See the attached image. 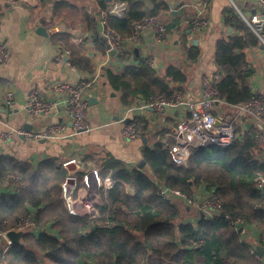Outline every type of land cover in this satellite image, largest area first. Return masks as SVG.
<instances>
[{"label":"trees","instance_id":"1","mask_svg":"<svg viewBox=\"0 0 264 264\" xmlns=\"http://www.w3.org/2000/svg\"><path fill=\"white\" fill-rule=\"evenodd\" d=\"M119 1L128 2L127 13L108 15L107 21L124 38L137 34L136 26L145 17L161 18L169 10L166 0H149L151 6L142 0ZM66 4V0L57 1L55 15ZM108 4L101 1L104 9ZM232 20L242 26L245 35L219 40L216 62L222 79L215 84L219 97L235 106L255 96L244 49L259 45L261 39L235 13ZM86 21L90 26L89 14ZM54 38L68 41L61 33ZM71 51L73 64L88 69L89 61L80 50L71 47ZM187 51L190 60L198 59L197 46ZM109 78L113 87L122 90L124 101L131 103L139 94L171 97L184 91L188 74L170 64L161 76L146 60H140L126 65L120 75L110 72ZM259 142L260 133L254 128L227 146L210 144L194 150L187 165L177 164L161 142L146 147L144 166L129 169L114 163L107 168L115 183L99 206L101 216L94 219L70 213L62 187L68 170L58 158L33 164L2 156L0 181L18 175L24 185L14 193H0V228H17L21 217L31 213H36L38 221L36 228L25 232L21 243L12 244L6 264H44L43 258L54 264H263L251 253V244L243 240L239 229L224 217L184 219L180 204L157 194L159 187L167 186L194 197L195 189L204 185L230 215L242 217L264 235V207L259 205L264 190L255 184V177L264 175Z\"/></svg>","mask_w":264,"mask_h":264},{"label":"crops","instance_id":"2","mask_svg":"<svg viewBox=\"0 0 264 264\" xmlns=\"http://www.w3.org/2000/svg\"><path fill=\"white\" fill-rule=\"evenodd\" d=\"M57 1L0 0V40L6 43L10 52L9 60L0 65V157H14L33 164L49 157L58 158V163L68 170L67 178L73 176L77 180V200H91L94 205H102L101 186L111 175L107 168L111 169L114 163L129 169L142 167L145 148L159 142L169 151L177 144V125L187 114L183 107L157 110L144 106L150 97L156 95L146 97L139 94L131 103H126L122 90L111 84L109 73L120 75L126 65L146 60L159 75L164 76L167 67L176 64L188 74L185 89L181 92L194 99L201 98L206 78L215 83L222 79L216 62L219 40L245 35L242 26L229 19H233L235 13L250 27L240 11L252 18L260 13L261 8L256 0H166L169 10L158 17L169 27L163 43L157 41L152 30L139 29L131 37H122L126 41V49L121 55L109 50L103 34L105 17L106 25L110 27L108 15L104 14L106 9L101 5L103 0H66L68 4L60 6L55 15ZM106 1L109 7L114 0ZM142 1L151 6L149 0ZM88 14L92 18L90 26L86 21ZM196 18L205 20L206 26L197 28L193 23ZM43 25L47 35L38 31ZM58 33L68 36L67 43L62 39L55 40L54 35ZM192 45L200 50L196 61L188 58L187 49ZM71 47L79 49L88 59V69H79L73 64ZM135 48L139 49L137 55ZM244 53L247 67L252 71V89L256 96L264 97L263 41L259 45L247 46ZM82 81L89 82L84 97L89 102L90 128L71 135L72 119L65 106L69 93L58 91L56 86L68 83L74 87ZM33 90L55 103L49 114H31L28 99ZM236 111V105L224 100L215 106L216 115L222 118L230 117ZM133 117L143 121L145 132L137 139H125L122 135L124 124ZM56 122L66 124V132L59 138L29 140L13 136L6 141L2 138V133L10 128L35 131ZM254 128L260 133L259 149L264 158V118L257 120L250 114L243 115L237 126V136L244 137ZM72 159H77V162L64 165ZM89 171L95 176L92 181L86 177ZM18 184L14 176L0 181V193H14L23 187ZM195 193L198 198L208 195L204 185L196 188ZM191 210L197 214H191ZM80 211L83 215L87 213L82 206ZM187 211L191 216L187 219L191 221L202 215L194 208ZM239 231L243 240L251 244V253L264 264V256L260 257L258 252V247L264 249L263 233L249 224ZM12 244L8 246L7 241L0 238V251L9 250ZM43 261L54 264L49 258H43Z\"/></svg>","mask_w":264,"mask_h":264},{"label":"built area","instance_id":"3","mask_svg":"<svg viewBox=\"0 0 264 264\" xmlns=\"http://www.w3.org/2000/svg\"><path fill=\"white\" fill-rule=\"evenodd\" d=\"M256 1L260 5V13L254 15L252 18L246 17L241 11L240 14L249 24L254 33L264 43V0ZM128 9V2L114 0L113 3L105 10L104 14L105 16L115 15L122 17L127 13ZM193 23L197 26V28H202L207 24L205 20L199 18L194 19ZM136 27L138 29L152 30L159 43H163L167 36V25L155 16L145 17ZM103 34L108 41L109 50H115L117 53L123 55L126 49V41L122 38V36L106 25V17L104 19ZM9 58L10 52L8 47L6 43L0 40V65L6 63ZM88 86L89 82L86 81H82L74 87L68 83H60L56 86L58 91L69 93L65 106L72 119L71 135L89 130L90 128L88 122L89 102L88 99L84 97L85 90ZM221 101L223 100L218 95L215 82L210 78H206L204 81V94L201 98L194 99L182 92H178L171 97L165 94H159L150 97L149 102L144 106H150L157 110H161L164 107H183L187 109L186 116L177 125V131L179 134L177 144L169 150V154L177 164L187 165L191 153L198 148L205 147L210 144L219 146H227L231 144L238 137L237 126L243 115L250 114L257 120H263L264 118L263 96L255 95L249 102L236 105V113L225 118L218 117L215 113V106ZM54 105L55 103L42 98L37 90L31 91L28 99V109L31 114L35 116L49 114ZM134 109L135 108H132L131 110ZM65 132L66 124L63 122H56L49 125V127L45 129L35 131L10 128L2 133V138L5 141L9 140L13 136H20L29 140L52 139L64 136ZM144 132L143 121L138 117H133L124 124L122 135L125 139L133 140L141 137ZM76 162L77 159H72L66 161L64 165L68 166L71 163ZM86 177L92 181V178L95 176L92 171H89L87 172ZM14 178L17 182H19V187L24 185L21 182L20 176L15 175ZM69 179H73V182H70ZM114 183L115 181L111 175H108L105 178V186L107 189L112 188ZM255 184L257 188L264 190L263 174L260 173L255 177ZM62 187L63 198L71 214L83 216L80 211L81 206L87 213H97L92 201H78L74 196L76 191L79 189V185L73 176L68 177L62 184ZM157 194L166 199L185 200L195 210L204 214V216L207 215L211 218L222 216L230 221L237 229L248 225L242 217H234L230 215L224 209L221 201L213 193L204 198H198L196 196L191 197L180 189L161 186L158 188ZM260 205L264 206V199ZM37 224L36 213H31L21 217L18 227L14 229L29 231L34 229ZM7 232L8 231H4L0 228V238L5 239L7 241V245L10 246L13 242L7 237ZM7 250L8 249H4L0 251V264H6Z\"/></svg>","mask_w":264,"mask_h":264},{"label":"water","instance_id":"4","mask_svg":"<svg viewBox=\"0 0 264 264\" xmlns=\"http://www.w3.org/2000/svg\"><path fill=\"white\" fill-rule=\"evenodd\" d=\"M108 1H112V0H108ZM39 33L41 34H44V35H47L48 32H47V29L46 27L43 25L41 26L39 29H38ZM112 52H116L115 50H111ZM135 53L136 55L138 54L139 52V49L138 48H135ZM129 120L126 121V123L128 122ZM71 164H74V163H71ZM146 163L143 161L141 166L145 165ZM71 166H69L70 168ZM73 179H69L70 182H73L72 181ZM202 216L204 217V214H202ZM25 232L27 231H24V230H15V229H11L7 232V237L12 240L13 243H21L22 241V237L23 235L25 234ZM258 252H259V255L260 257H263L264 256V249L262 247H258Z\"/></svg>","mask_w":264,"mask_h":264},{"label":"rangeland","instance_id":"5","mask_svg":"<svg viewBox=\"0 0 264 264\" xmlns=\"http://www.w3.org/2000/svg\"><path fill=\"white\" fill-rule=\"evenodd\" d=\"M106 186L104 185L103 187L101 186V196H102V204H103V197H104V195H105V193H106V191L108 190L107 188H105ZM76 193H77V191H76ZM76 193L74 194V196L75 197H77L76 196ZM89 201H91V200H89ZM85 202H87V201H85ZM175 202L177 203V204H180V206H181V208L183 209V218L184 219H187V218H189V217H191L190 215H189V213H187L188 211V208H191V209H193V207L190 205V204H188L185 200H180V199H177V200H175ZM66 203V202H65ZM101 204H96V205H94V208L97 210V215L96 214H93V213H84V215L83 216H87V217H89V218H98V217H100L101 216V213H100V210H99V206H100ZM190 213L192 214V213H194V215H196L197 214V212H195L194 210H191L190 211ZM79 216H81V215H79ZM36 219H37V217H36ZM195 219H197V217H195ZM38 222V221H37ZM109 223H112V222H109ZM38 225V224H37ZM37 227V226H36ZM35 227V228H36ZM43 260V259H42ZM45 264V263H44Z\"/></svg>","mask_w":264,"mask_h":264}]
</instances>
